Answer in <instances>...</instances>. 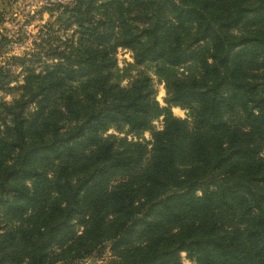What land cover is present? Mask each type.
Listing matches in <instances>:
<instances>
[{"label":"trees","instance_id":"trees-1","mask_svg":"<svg viewBox=\"0 0 264 264\" xmlns=\"http://www.w3.org/2000/svg\"><path fill=\"white\" fill-rule=\"evenodd\" d=\"M44 10L34 48L0 64V91H19L0 100V264L104 249L107 264H264V0ZM118 48L159 63L166 102L190 121L158 106L147 76L119 85Z\"/></svg>","mask_w":264,"mask_h":264},{"label":"rangeland","instance_id":"rangeland-1","mask_svg":"<svg viewBox=\"0 0 264 264\" xmlns=\"http://www.w3.org/2000/svg\"><path fill=\"white\" fill-rule=\"evenodd\" d=\"M67 0H0V34L7 38L0 45V64L8 56H22L26 52H30L34 48V43L40 37L39 30L48 20V13L44 10L49 4ZM115 67L113 74L115 80L120 86L126 87L131 79L138 75L148 77V83L151 88L152 96L160 107H167L170 114L176 118L190 121L189 110L178 105H172L166 102L164 92V84L161 76L164 72L157 73L159 63L145 62L140 65L133 64L131 53L129 50L118 48L115 53ZM162 65V64H161ZM187 66V65H186ZM18 70V67H15ZM177 73L193 71L192 66L180 67L175 69ZM19 91H0V100L10 102L15 98ZM231 120L237 122V114H231ZM232 122V123H234ZM162 116L157 115L151 118V129L157 130L161 128ZM150 130L140 133H129L123 127L120 132L115 128H109L104 135L113 134L118 137H124L128 141L146 142L150 139ZM109 252L107 249L101 250L99 254L92 255L83 260L77 261L76 264H107ZM181 264H194L184 253H180ZM58 264V263H57Z\"/></svg>","mask_w":264,"mask_h":264}]
</instances>
